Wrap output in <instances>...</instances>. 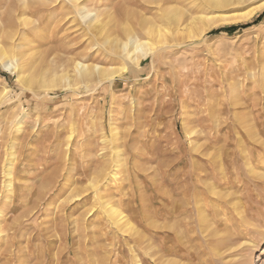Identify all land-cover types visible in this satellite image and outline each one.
<instances>
[{
    "label": "rangeland",
    "instance_id": "1",
    "mask_svg": "<svg viewBox=\"0 0 264 264\" xmlns=\"http://www.w3.org/2000/svg\"><path fill=\"white\" fill-rule=\"evenodd\" d=\"M159 1L0 0V45L20 58L16 71L0 62V264H264V6L131 66L108 37L127 41L133 28L144 38L147 17L172 38L180 22L164 5L184 9L182 32L202 9ZM81 6L107 28L89 26ZM79 61L94 67L86 83L74 80ZM96 66L120 73L99 78ZM213 149L235 164L190 190L191 203L172 193L194 173L184 162L210 172ZM115 150L117 176L94 187Z\"/></svg>",
    "mask_w": 264,
    "mask_h": 264
},
{
    "label": "bare ground",
    "instance_id": "2",
    "mask_svg": "<svg viewBox=\"0 0 264 264\" xmlns=\"http://www.w3.org/2000/svg\"><path fill=\"white\" fill-rule=\"evenodd\" d=\"M68 1L77 2V1H80V0H68ZM252 1H257V0H201L202 9L199 10L198 14H196L194 16H190L188 19H186V20H188V22L184 25L183 32L180 31V28H181L180 25H181L182 16L184 15V13H183L184 9L182 10L181 7H178V6L177 7H172L171 5H170L171 6L170 8H167L164 5L162 14L164 12L163 17L167 20V22H168V20L169 21H174L176 23L180 22V23H177V25H176L177 27H176V29H174V31L172 33V38H169V36L167 37V34L164 31L167 28H165L163 25H161L163 23L159 24L157 22H154L153 18L149 19V18L145 17V19H141V24L143 25V27L141 26V31L144 32L142 34H145V37L142 35L144 38H141L140 35H137L133 28H130V29L126 28V29H128L127 31L125 30L127 32V35H128L126 37H129L127 41H125V40L122 41V40L118 39L117 37H115V39H112L111 37H108L105 40V43H107L108 45H111L110 49H112V51L115 50V49L121 48L123 50L124 54H122L120 56H122L129 64H131V66H137L138 67V66H141L142 60L148 58L149 56H153L154 58L159 57L160 56V52L163 51L165 47H167L166 49H168V47H176V46H179V45H183V43L187 39H190L189 40L190 43L197 44L199 42V40H200V37H202L208 30L212 29L214 26H217V25H220V24H232V23H237V22H240V21L249 20L251 18V16H253L262 6H264V2L263 3H259L256 6L250 8L249 10L244 11V12L242 11V12H237V13H229V11L237 9V8L243 6L244 4H247L248 2L250 3ZM150 3L154 4L152 1H150ZM157 4H159V3L156 2V5ZM160 6L161 5L159 4V8H160ZM79 7H80V5H79ZM82 8H84V7H82ZM159 10H161V9H159ZM165 11H166V14H165ZM80 14H81V17L83 18V20L87 19L86 23L89 26L92 27L94 25L101 32L104 29L107 28L106 27V23L107 22H104V21L99 19V18H101V15L97 11L94 12V11H90L89 9H85V10H82ZM160 19L163 20L161 17H160ZM24 21H25V19H24ZM125 31H124V33H125ZM179 32H182V34L183 33L184 34L183 35H179ZM11 37H12V35L9 36V38H11ZM162 46H165V47L162 48ZM12 50H10V52ZM118 51H119V49H118ZM119 52L121 53V51H119ZM8 54L9 53H8L7 49H5L3 46L0 45V62H2L4 67H6L8 69H11L12 71H16V70L20 69V64H19L20 58L15 55L16 56L15 58L11 57V59H10ZM93 68L94 67L86 65L83 62H80V61L79 62H75L74 66H73V70H74L73 72H75V77H77V78H74V80L76 81V79L77 80L81 79L83 82L86 83V81L93 76ZM95 68L97 69L96 71L98 73H96V74H98L99 78H101V77L114 78V76H116V74L118 75V72L120 71V70H118V71L117 70L116 71L113 70L112 72L107 74V71L102 70L100 67L96 66ZM123 69L124 68H122L121 71ZM65 77H67L66 78L67 80L68 79L71 80V78H70L71 76L70 75L68 76V74H67ZM22 79H23V81H24V83L26 84L27 87L31 86V83H32L31 79H29V78H22ZM55 82H57V81H54L53 83H55ZM40 83H41L40 84L41 86L45 87L43 82H40ZM47 85H48V83H47ZM68 85H71V82ZM263 91H264V89H263ZM217 134H218V132H217ZM214 142H215V140H214ZM201 146H203V145H201ZM210 147H212V146H210ZM209 149L212 150V148H209ZM114 152H115L114 153V157L115 158H113V163L114 164L112 162L109 163L110 162L109 161L108 163H105L104 165H102L100 167V169L98 171V176H97L99 179L97 178V180L95 182L92 181V185L94 187H96L97 184L100 183L101 180L104 181V179L106 180V179H110V178H112L114 176H117L116 172L115 171L113 172V170H114L113 167L114 166L115 167L121 166L120 165V161L118 160L119 159V155H120V151L119 150H115ZM196 152H198V151H196ZM242 154L243 153H241V157L243 156ZM208 155H209V157L206 158V164L208 165L210 172L208 173V171H207L205 173H202L198 177V176H196V174H194L199 168L197 166V164L195 162H193V161L191 163L188 162V161L184 162V166L186 167V169L188 167H191V168H193L192 172L194 171V173L192 174V173L187 171L186 174H185L186 177L182 178L180 181H177L178 179H176L175 180L176 181L175 182L176 186L172 189V193H175L176 190L178 188H180V189L177 190V193L181 194L183 196V199H187L191 203L192 199L190 200L189 195H187V193L190 190H196V189L202 190V188L205 189L206 188L205 187V184H206L205 182H206L207 178H209V177L210 178H215V180L218 179L217 175H219V173H220L219 171L225 165V162H224L225 160L227 161V163L230 166H233L235 164L234 162H236L235 161L236 157H235V155H234V153L232 151L231 152H227V153H222V152H219V151L217 152V151H215L213 149V151L208 153ZM215 155H218L216 157L217 161H215ZM215 163L217 165H215ZM112 165H114V166H112ZM8 170H9L8 173L10 174L11 168L8 169ZM183 171H184V169H183ZM211 174H213V177H211L212 176ZM197 175H198V173H197ZM10 179H9L8 184H7L8 188H11V185H12ZM211 188H210V193L212 195H217L218 193L216 191H214V189H211ZM98 190H99V188H98ZM207 196L210 197V194L209 195L207 194ZM187 200H186V203H187ZM198 204H199V202H198ZM187 206H188V204H187ZM110 209H111V207H110ZM190 209H193V212L194 211L196 212L197 209H198L197 208V203L194 202L193 203V207L191 206ZM190 209H189V211H190ZM201 210H204V209H201ZM198 211H199V209H198ZM193 212H192V214H193ZM110 213L112 215L117 214L116 210H111ZM110 213H109V215H110ZM180 213H181V211H180ZM196 219H197V222L199 223L200 222L199 216L196 217ZM115 222L118 225L120 223L121 224L124 223L125 228L127 226V230L132 227V226L129 225V222L125 219V217L121 216V214H119L117 216V220ZM120 229H122V228H120Z\"/></svg>",
    "mask_w": 264,
    "mask_h": 264
},
{
    "label": "trees",
    "instance_id": "3",
    "mask_svg": "<svg viewBox=\"0 0 264 264\" xmlns=\"http://www.w3.org/2000/svg\"><path fill=\"white\" fill-rule=\"evenodd\" d=\"M260 16H259V18H260ZM248 25H250V24H247V26ZM236 28H237V26H231V27H228V28L225 27L224 29H226V31H234V30H236Z\"/></svg>",
    "mask_w": 264,
    "mask_h": 264
}]
</instances>
